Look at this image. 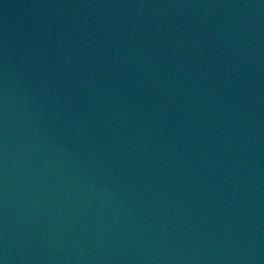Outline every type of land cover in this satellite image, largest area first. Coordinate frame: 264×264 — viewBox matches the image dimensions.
Wrapping results in <instances>:
<instances>
[{
    "label": "water",
    "instance_id": "water-1",
    "mask_svg": "<svg viewBox=\"0 0 264 264\" xmlns=\"http://www.w3.org/2000/svg\"><path fill=\"white\" fill-rule=\"evenodd\" d=\"M0 264H264V0H0Z\"/></svg>",
    "mask_w": 264,
    "mask_h": 264
}]
</instances>
